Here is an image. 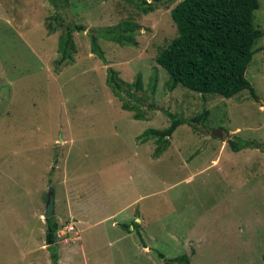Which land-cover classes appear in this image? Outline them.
Returning <instances> with one entry per match:
<instances>
[{
    "label": "rangeland",
    "instance_id": "1",
    "mask_svg": "<svg viewBox=\"0 0 264 264\" xmlns=\"http://www.w3.org/2000/svg\"><path fill=\"white\" fill-rule=\"evenodd\" d=\"M180 1L0 0V264L51 263L49 190L61 264H263L264 154L227 141L264 146V33L245 70L257 100L171 90L154 58L176 36L169 11ZM257 2L253 26L264 31ZM66 25L84 30L72 34L70 63L55 65ZM119 28L129 44L110 40ZM108 69L120 83L139 77L136 102L113 95ZM173 118L183 123L165 141L145 135Z\"/></svg>",
    "mask_w": 264,
    "mask_h": 264
},
{
    "label": "trees",
    "instance_id": "2",
    "mask_svg": "<svg viewBox=\"0 0 264 264\" xmlns=\"http://www.w3.org/2000/svg\"><path fill=\"white\" fill-rule=\"evenodd\" d=\"M49 4L56 7V3L68 2L69 0H47ZM143 4L144 0H140ZM258 0H181L170 11L169 17L174 25L176 36L162 48L155 56V63L161 67L168 77L169 89L180 85L187 90L201 95H218L223 98H231L236 94L246 91L248 95L257 100L254 89L245 78V70L251 61L252 45L262 37L264 31L253 26V12L258 7ZM148 9L141 8L146 14ZM82 25H66L64 32L58 37L57 52L59 59L55 63L69 64L71 56L75 53L72 42L74 32L83 31ZM120 29V28H119ZM121 30V29H120ZM109 32L113 35L110 40L118 41L120 45L129 44L131 38L122 41L121 33ZM127 31V30H126ZM89 51L102 59L98 44L93 35H90ZM105 83L120 100V93L137 101L138 99L128 93L130 88L141 91L142 85L139 77L133 83L126 84L119 82L117 75L108 69L105 76ZM122 85L126 90H122ZM122 108L134 111L135 107L122 103ZM133 118L138 120L140 115L136 112ZM202 115L193 121H202ZM183 120L173 118L169 126L163 130H148L145 135L151 139L165 141L173 130ZM147 137L141 140L145 142ZM228 148L237 152L243 148H255L264 154V146L242 140L227 141ZM58 225L52 217L45 219L44 244L48 247L51 263L55 264V238ZM165 264H189L186 255L174 259H164L159 255ZM264 264V251L261 256Z\"/></svg>",
    "mask_w": 264,
    "mask_h": 264
},
{
    "label": "water",
    "instance_id": "3",
    "mask_svg": "<svg viewBox=\"0 0 264 264\" xmlns=\"http://www.w3.org/2000/svg\"><path fill=\"white\" fill-rule=\"evenodd\" d=\"M209 136L216 139H221L223 137V131L220 129L211 130L209 132ZM52 213H53V193L52 190H49V198L45 206L44 219L50 218Z\"/></svg>",
    "mask_w": 264,
    "mask_h": 264
},
{
    "label": "crops",
    "instance_id": "4",
    "mask_svg": "<svg viewBox=\"0 0 264 264\" xmlns=\"http://www.w3.org/2000/svg\"><path fill=\"white\" fill-rule=\"evenodd\" d=\"M71 211V215L74 217V221L76 222L75 226L77 225V223H80V220H79V217L77 216V213L75 211H73L72 209L70 210ZM136 221L138 222L139 219L136 218ZM139 225V224H137ZM41 248H44L43 250H46V248L44 247V245L41 247ZM70 250V248H67L66 246H64V250L62 249V252L63 253H66V251ZM56 254H58V260L56 261V264H61V259H60V249L59 248H56ZM64 255V254H63ZM190 262V261H189ZM47 264H51L50 261H48Z\"/></svg>",
    "mask_w": 264,
    "mask_h": 264
},
{
    "label": "built area",
    "instance_id": "5",
    "mask_svg": "<svg viewBox=\"0 0 264 264\" xmlns=\"http://www.w3.org/2000/svg\"><path fill=\"white\" fill-rule=\"evenodd\" d=\"M67 230L66 231H73V228H72V226L71 225H68L67 227ZM58 233H59V231H58ZM59 234H61L60 236L62 237V236H64V233L62 232V233H59Z\"/></svg>",
    "mask_w": 264,
    "mask_h": 264
}]
</instances>
